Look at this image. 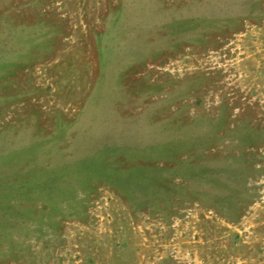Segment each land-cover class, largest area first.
Returning <instances> with one entry per match:
<instances>
[{
    "label": "rangeland",
    "instance_id": "1",
    "mask_svg": "<svg viewBox=\"0 0 264 264\" xmlns=\"http://www.w3.org/2000/svg\"><path fill=\"white\" fill-rule=\"evenodd\" d=\"M0 264H264V0H0Z\"/></svg>",
    "mask_w": 264,
    "mask_h": 264
}]
</instances>
